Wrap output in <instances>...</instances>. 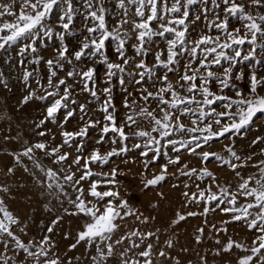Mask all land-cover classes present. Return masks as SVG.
<instances>
[{
	"label": "snow or ice",
	"instance_id": "snow-or-ice-1",
	"mask_svg": "<svg viewBox=\"0 0 264 264\" xmlns=\"http://www.w3.org/2000/svg\"><path fill=\"white\" fill-rule=\"evenodd\" d=\"M250 2L264 6V0H250ZM195 3L197 0H174L169 6L168 0H114L115 8L120 12L118 17H114L116 23L112 26L107 21V16L111 13L106 0H80V7L76 6V0H11L8 4L0 5V18L4 16L13 18L11 21L0 23V49H6L24 40L26 43L19 49V55L24 57L27 53H37L38 42L44 44L53 37L60 42L59 47L55 49L54 57L46 61L49 71L48 89H45L47 95L40 97V99L56 98L47 107L46 116L37 127H41L46 121L56 123L57 113L67 109L69 104H77V101L72 99L74 89L68 84L67 79L54 80L57 77V69L63 70L65 63L73 65L74 61L83 63L85 60H91L93 64L99 63L105 67L103 87L97 84L96 67L85 65L76 69L74 66L65 73L67 78H72L80 85L81 92L87 93L91 98L90 101L86 99L84 103L77 104L83 121L78 131H61L63 139L58 146L50 148L46 142H37L25 147L18 154L11 153L14 164L22 166L25 172L30 170L23 164L21 157L32 161L35 169L44 176L41 180L35 173H30L41 187L46 186L49 191L55 187L59 193L67 195L64 192V184L59 182L60 176L57 171L45 168L38 159H34V149L44 153L46 157H51L53 164L64 165L71 154L62 152L61 149L65 146L72 148L75 141V151L81 153L83 145L77 138L87 137L89 129L97 127L100 131L97 143H103L104 138L111 133V144H120L119 148L113 147L107 153L102 154L99 150H93L88 157L77 155L68 165L67 170L60 168V171L64 172L63 180L77 193L74 200L69 199L73 210L65 209V212L68 215L82 214L91 221L85 222L83 230L77 234L76 243L71 244L69 250L75 249L80 242H85L89 247L95 246L96 255L92 257L94 264H107L108 259L114 254L115 245L122 244L125 240L130 241V248L120 254V264H152V243H147L143 250L136 254L142 259H124V257L128 251L140 248L145 241L153 237L159 241L157 235L159 229L146 232L134 229L115 241L113 236L121 227L117 220L123 221L129 216H134L140 223L147 224L155 217H145L142 213L133 210L127 200L119 199V193L112 190L110 186H115L117 183L115 177L118 169L113 168L109 173H94L90 168L92 164H107L112 157L126 155L130 151L126 141L133 137L144 138L146 141L143 145L133 144L134 148L142 149L141 156L149 157V151L152 153V156L145 161L146 169L161 156L167 157V162L159 166V172L144 181L145 187H155L163 182L168 175L170 165L180 166L181 175L189 177L195 175L199 179L210 177L215 183L213 173L206 166L198 170L189 169L187 164L181 165L182 149L185 154L199 157L201 163L214 157L227 164L240 177L241 182L236 191H231L229 186L217 183V191H213L211 187L199 189L197 186L196 193L183 192L186 207L190 203L199 205L201 202L205 207L202 212L188 211L186 215L178 212L177 218L169 227H174L187 217L206 215L209 211L220 208L221 212L231 216L230 220L223 223L243 221L250 231L257 230L260 233L250 249L230 239L224 251H230L233 247L250 251L252 255L239 258L238 264H251L253 258L260 256L261 250L264 249V167L259 169L258 175L245 178L236 171L237 168L244 167L243 164L232 163V160L225 159L215 152L204 150V145H209L213 140L225 137L229 133L239 135L241 130L253 121L257 113H264V95L258 92V89H264V77L258 78L255 72L251 73L248 77L247 93L240 91L232 83L245 79L243 71L234 73L233 69L237 63L247 61L262 63L257 58V49L264 52V15L259 16L257 22V18L245 11L243 3H238L237 0H222L223 17L218 15L216 20L208 25L209 29L215 28L217 34L204 33L195 39H190L186 25L189 17L187 8ZM212 3L219 7L216 0H212ZM17 4L18 10L13 11V5ZM54 15L55 27L51 23ZM77 16L83 18L82 27L86 35L81 37L79 47L69 53L64 41L67 35L74 34L73 26ZM236 16L248 21L243 25V30L230 28L229 18ZM129 32L133 35L130 36ZM154 37L164 38L166 44L164 49L154 53V62L149 65L145 59L150 51L147 45L153 42ZM132 39L136 41L132 45L134 54L128 56L126 47L128 41ZM109 41L116 42L117 60L115 61L107 54ZM244 45L249 46L248 50H244ZM39 59L35 57L34 62L38 63ZM182 60H184L183 64H181ZM159 68L164 70L162 74H157ZM169 73L176 74L175 83L170 79ZM31 75L32 73L26 71L24 80L27 81ZM214 82L220 85L216 90L212 87ZM117 84L127 94L123 104L128 112L125 114L123 124L117 122L113 103V88ZM134 86L139 93V100L134 98L130 103L127 96H133L131 89ZM149 87L157 90L150 91ZM229 88L234 91V95L230 96L225 92V89ZM33 95L34 93H29L23 98L22 103L27 104ZM92 101L99 102L102 119L86 118L89 113L88 104ZM141 101L143 103L136 111L135 106ZM152 101L156 102L158 112L156 109L149 110ZM218 102L222 105L221 110L215 107ZM73 115L74 112L69 109L65 113L64 123H67ZM138 117L147 119L151 130L137 127L130 136L126 129H131L133 125L138 126ZM185 119L191 126L184 122ZM152 133L158 135L153 136ZM38 134L46 135L43 131ZM257 142L253 141V143ZM225 147L232 158L237 161L241 159L233 151L232 146ZM169 151L176 155H169ZM261 164H264V161H261ZM72 165L79 166L78 171L81 173L79 177L71 170ZM7 172L14 174L15 168L9 167ZM96 175L101 178L92 179ZM86 180L89 181L87 195L92 197V200L85 197L82 181ZM188 187L189 185L186 184L185 188ZM101 188L103 190H98ZM0 191L9 194L7 187L0 186ZM159 195L163 198V193ZM241 196L246 203L238 205V197ZM117 200L118 203L115 202ZM252 209L256 210L255 214ZM62 218L54 219L46 232L51 234ZM20 223L19 218L8 211L4 199L0 198V246L4 249V253H0V264H9L12 260V257L6 255L8 251H12L15 255L22 254L24 260L21 264H27L29 260L31 264H61L58 257L49 256L50 250L55 247L51 236L45 235L38 241L30 240L25 243L15 232L16 226ZM25 228L26 225L21 227L20 231L26 235ZM197 231L202 236L204 229L199 228ZM220 231L227 232V229L222 228ZM67 238L66 235L65 239ZM196 239L199 243L201 237L197 236ZM166 243L167 247H173L171 240ZM257 244L258 246H255ZM159 256L166 257L167 254L161 250ZM259 264H264V258Z\"/></svg>",
	"mask_w": 264,
	"mask_h": 264
},
{
	"label": "rangeland",
	"instance_id": "rangeland-1",
	"mask_svg": "<svg viewBox=\"0 0 264 264\" xmlns=\"http://www.w3.org/2000/svg\"><path fill=\"white\" fill-rule=\"evenodd\" d=\"M11 0H0V5L8 4ZM174 0H168L169 6ZM219 7L212 3V0H197L194 5L188 6L189 12L186 25L190 39H195L200 34L216 35L215 28L209 29L208 25L216 20L219 15L223 17L224 5L222 0H216ZM238 3L245 5V11L252 14L259 22V16L264 15V6L251 4L250 0H237ZM107 7L110 9V15L107 16V21L110 26L115 25L120 10L114 6V0H106ZM76 6L80 7V0H76ZM18 4L13 5V11L18 10ZM184 9L182 8L181 11ZM131 16V12L129 13ZM179 15V14H173ZM199 17V19H196ZM13 18L4 16L0 18V23L11 21ZM82 16H77L73 26V35H67L65 38V45L69 48V53H72L79 47V41L86 33L82 27ZM56 17L52 18V25L55 27ZM248 21L242 20L239 16L230 17V28H241ZM58 30V29H57ZM129 35H133L129 32ZM26 41L21 40L16 44L0 49V186L7 187L9 194L0 191V198L4 199L8 211L13 213L21 221L20 225L15 228L16 235H18L25 243L30 240H40L45 235H50L55 243V247L50 250L49 256L51 258H59L61 264H94L92 257L96 255L95 246L89 247L85 242H80L75 249L69 250V246L76 243L77 234L83 230L85 222H91L89 217L84 215H68L65 209L73 210V205L69 203V199L74 200L77 193L72 186L63 180L64 172L60 171L63 167L67 170L68 165L77 155L82 154L88 157L93 150H99L102 154L107 153L113 147L119 148L120 144H111V133L104 138L103 143H97L100 137L99 127L89 129V135L85 138H77L83 145L82 152L75 151V141L73 147L65 146L61 149L62 152H69V160L64 165L53 164L51 157H46L44 153L34 149V159H38L45 168H52L57 171L60 176V183L64 184L63 195L53 187L50 191L45 187H41L37 180L33 178L30 173H35L36 177L43 180L44 176L33 166L32 161L25 157H21L24 165H27L30 172H25L23 167L14 164V159L11 153H20L25 147L31 146L37 142H46L49 147L58 146L62 143L61 131H78L82 126L81 113L77 104L84 103L91 100L87 93L81 92L80 85L72 78H67L65 73L75 66L76 69L84 67L97 68V84L103 87L105 67L102 64H93L91 60H85L83 63L75 62L73 65L64 64L63 70L57 69V77L55 79H67L69 85L74 89L72 99L77 101V104H69L67 109H62L56 116V123L46 121L41 127H37L41 120L46 116V109L51 105L56 97H48L40 99L41 96H46L45 89H48L47 79L49 76L46 61L54 57L55 49L59 47V40L53 37L51 40H46L44 44L38 42V51L35 54L27 53L24 57L19 55V49ZM136 43L134 39L128 41L126 53L128 56L134 54L132 45ZM165 39L161 37H154L153 42L147 45L150 49L148 56L145 58L149 65L154 62V53L165 48ZM249 46L244 45V50H248ZM116 42L109 41L107 44V54L112 60H117ZM257 58L262 63H255L254 61L239 62L233 69L234 73L243 71L245 79L241 81H232L236 87L242 91L248 92V77L255 72L258 76L264 77V52L257 49ZM39 57V62H34V58ZM139 59V57L137 58ZM23 61V63H21ZM119 62V61H117ZM63 63V62H62ZM184 60L181 61V64ZM226 66V65H225ZM183 69H181L182 71ZM30 72L32 75L27 81L24 80V73ZM163 69H157V74H162ZM169 77L173 83L176 81V74L169 73ZM78 80V77L76 78ZM151 84V81H149ZM63 87V86H61ZM213 89L220 87L218 83H213ZM53 90V89H49ZM133 96H127L131 103L132 99L139 100V93L136 92L135 86L131 89ZM150 91H156V88L149 87ZM225 92L232 96L234 91L229 88ZM260 95H264V89H258ZM29 93H34L27 104L22 103V100ZM126 93L115 85L113 88V103L116 108V118L118 124H123L125 114L128 112L124 108V100ZM139 102L135 108L139 110ZM215 107L217 110L222 109V105L218 102ZM90 119H102L103 114L99 111V102L92 101L88 104ZM72 110L74 115L69 118L67 123H64L65 113ZM156 109V102L152 101L149 110ZM157 112L159 111L156 109ZM138 119V126L133 125L131 129L126 131L131 136L132 131L137 127L145 130H151V125L147 119ZM189 124L187 119L184 120ZM61 124L63 127H61ZM189 126H191L189 124ZM45 132V136H40L38 133ZM157 136V133H152ZM54 137V139H53ZM177 138H180L177 136ZM186 138V136H185ZM253 141H258L253 143ZM144 138L133 137L126 141L130 151L126 155L116 156L110 158L107 164L99 165L92 164L90 168L94 173H109L111 169H118L116 174L117 183L112 187V190L119 193V199L127 200L129 206L142 213L145 217H155L150 219L147 224H142L134 216H129L125 220H117L121 227L113 236V241L119 237L131 232L134 229L140 231H156L159 236V241L153 237L147 240L140 248H133L128 251L124 259H142L137 253L143 250L147 243L153 244L152 264H238L241 257L252 255L250 251H242L233 247L230 251H224L228 241L241 243L245 248L253 247V241L260 233L257 230H249L245 222H230L223 223V221L230 220V214H225L216 208L215 211H209L206 215H197L194 217H187L184 221L176 224L174 227H169L173 220L177 218V213L187 214L188 211L202 212L205 204L201 202L199 205L190 203L185 206L186 198L182 195L183 192L196 193L199 189L211 187L213 191H217L216 184L222 186H229L231 191H236L238 184L241 182L240 177L237 176L227 164L216 160L214 157L205 163H201L200 158L195 155L185 154L181 150V165L187 164L189 169L196 168L198 170L205 166L211 171L215 177L213 183L210 177L203 179L181 175L180 166H169V172L166 179L155 187H145L144 181L151 179L152 174L159 172V166L167 162L166 156H161L155 163L149 164L145 168V161L152 156L149 151V157L140 155L142 149L134 148L133 144L145 143ZM163 143V141H162ZM226 145L232 146L233 151L241 157L239 161L230 156L226 150ZM153 147H155L153 145ZM147 150V149H145ZM204 150L215 152L219 156L232 160V163L243 164L244 167L237 168V172L245 178L252 175H258L259 169L264 167L261 161H264V113H257L253 121L244 129L239 135L227 134L218 140H213L209 145H204ZM169 155L175 156L176 153L169 151ZM250 157V159H249ZM83 163V160L81 161ZM258 166V167H257ZM14 167V174H9L7 169ZM77 165H72V171L79 177L81 174L78 171ZM187 171V169H185ZM99 175L93 176L92 179H100ZM254 183V182H253ZM89 181H82V186L85 188V197L88 200L93 198L87 195ZM189 185L185 188V185ZM175 185V186H174ZM252 186V185H250ZM103 190V188L98 189ZM163 193V198L159 195ZM118 203L119 201H115ZM245 199L238 197V205L245 204ZM158 205V207H153ZM91 206V205H89ZM223 207V205L221 206ZM254 214L255 209L251 210ZM57 217H63L55 226L54 231L49 234L46 232L47 227ZM252 217H249L251 219ZM26 235L20 231V228L25 226ZM215 225V227H213ZM203 228V235L197 229ZM226 228L227 232L220 231ZM67 235V239L65 236ZM200 236V242H197L196 237ZM171 240L173 247H167L166 241ZM219 241V243H217ZM255 246H258L255 245ZM130 248V241L125 240L122 244L115 245V251L111 258L108 259L107 264H120V254L125 249ZM165 251L167 256H159V251ZM0 253H4V249L0 246ZM7 256L12 257L9 264H21L24 260L23 255H15L12 251L6 253ZM264 258V249L261 250L260 256H255L251 264H259V261ZM27 264H31L29 260Z\"/></svg>",
	"mask_w": 264,
	"mask_h": 264
}]
</instances>
